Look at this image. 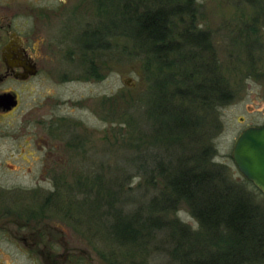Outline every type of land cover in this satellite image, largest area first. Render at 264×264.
I'll return each mask as SVG.
<instances>
[{
	"label": "rangeland",
	"instance_id": "374dc122",
	"mask_svg": "<svg viewBox=\"0 0 264 264\" xmlns=\"http://www.w3.org/2000/svg\"><path fill=\"white\" fill-rule=\"evenodd\" d=\"M194 2V15L186 14L184 20L193 21L200 30L208 32L212 52L207 48L205 56L217 61L230 99L221 104L212 101L203 104L178 94L179 69L161 67L152 56L147 58L132 35L129 22L132 10L125 7V0H75L77 30L94 31L104 27L108 33L102 55L97 50L91 51L90 56L95 58L101 76L89 77L90 81L78 80L77 76H84L83 66L65 65L58 70L55 80L37 79L26 93L29 102H35L36 98L43 101L44 123L62 120L63 131L67 129L76 139L89 142L87 152L69 164H60L59 178H53L54 171H44L43 177L40 176V164L14 160L0 164V185L5 187L4 192L11 190L0 194V209L4 210L7 204L12 209L49 206L46 209L61 211L60 222L66 220L63 211H76L72 212L73 220L85 221L78 225L85 235L91 236V243L86 244L97 247V251L147 249L161 258L166 257L165 252L174 251L176 245L172 237L176 234L174 222L183 221L190 230L189 245L192 243L189 241L202 237L198 241L199 251L202 248L205 252H227L226 237H209L200 227L192 204L185 199L173 203L167 211L155 212L153 219L159 217L167 225L162 223V227L150 228V231L143 226L140 232L144 238L139 241L147 240V248L142 243L138 246V240L130 245L118 243L116 228H113L117 209H123L126 216L139 209L143 217L149 214L151 204L157 206L152 209L159 210L173 166L185 162L196 167L201 160L194 155L207 148V164L201 167L213 171V183L220 187L216 191L225 188L224 184L244 194L243 198L255 209L256 223L264 225V194L243 175L233 156L241 133L249 126L264 124V0ZM148 5H152V0ZM144 6L139 2L137 12ZM84 23L88 24L84 27ZM75 39L79 41L77 35ZM96 40V34L87 35L85 43ZM62 71L72 80L61 82L57 76ZM169 102L191 109L189 131L170 133L167 128L169 134H166L160 130V118L170 120L162 109ZM84 153L86 159L82 162ZM55 185L59 191L53 195L57 192ZM1 213L0 210V224H3L8 217ZM67 225L73 230V225ZM73 235L80 237L76 232ZM255 241L254 251L249 252L248 247L244 252L247 260L240 264H264V238ZM8 248L0 229V264L5 251L14 250Z\"/></svg>",
	"mask_w": 264,
	"mask_h": 264
},
{
	"label": "flooded vegetation",
	"instance_id": "af4514ba",
	"mask_svg": "<svg viewBox=\"0 0 264 264\" xmlns=\"http://www.w3.org/2000/svg\"><path fill=\"white\" fill-rule=\"evenodd\" d=\"M76 10L75 0H0L1 165L8 160L40 164V176L54 171L53 178H59L60 164H69L87 152L89 142L79 137L77 140L76 135L67 129L63 131L60 128L62 120L52 119L44 123L43 101L36 98L35 102H29L26 93L37 79L55 80L58 70L65 65L83 66L84 76H77L78 80L90 81L89 77L99 79L101 76L95 58L90 56L91 51L97 50L102 55L107 33L104 27L94 31L77 30ZM94 34L102 35L101 43L100 40L85 43L87 35ZM57 77L63 83L72 80L66 71ZM85 153L82 162L86 159ZM4 188L0 185L2 195L11 191L4 192ZM54 188L57 192L53 195L59 191L57 185ZM10 206L7 204L4 210L0 209L1 216L8 217L0 224V229L9 248L14 250L5 251L2 264H240L247 260V253L205 252L202 248L199 251L198 241L202 237H198V241H189L192 242L189 245L187 236H190V230L182 224L183 221L174 222L176 234L172 237L176 245L174 251L165 252L166 257L161 258L158 253L147 249L139 252L97 251V247L86 244L91 243V236L85 235L82 226L78 225L85 221L73 220L76 211H63L66 220L60 222L61 211L54 209L52 213L46 209L49 206L17 209ZM149 211L145 217L139 209L129 216L122 213L123 209L115 211L117 220L113 228H116L118 243L130 245L138 240V246L142 243L147 248V240L139 241L144 238L140 232L143 226L150 231V228L162 227L163 223L146 219L155 215L153 210ZM67 224L73 225V230ZM163 224L167 225V221ZM75 232L80 237L73 235Z\"/></svg>",
	"mask_w": 264,
	"mask_h": 264
},
{
	"label": "trees",
	"instance_id": "16d2710c",
	"mask_svg": "<svg viewBox=\"0 0 264 264\" xmlns=\"http://www.w3.org/2000/svg\"><path fill=\"white\" fill-rule=\"evenodd\" d=\"M149 1L125 0V7L132 10L129 17L132 35L147 53V58L152 56L161 67L179 69L181 87L176 89L182 97L199 100L203 104L228 101L230 92L217 61L212 60V56H205L207 48L211 51L208 32L200 30L193 21L186 23L184 20L186 14L194 15V0H152V5H148ZM139 2L145 6L137 12ZM101 37L97 36L100 43ZM171 77L175 79V75ZM162 106H166L162 109L170 117L168 121L164 117L160 118L162 132L169 134L174 130H190L192 116L189 107L182 109L170 102ZM194 156L201 160L196 163V167L185 165V162L173 163L174 168L168 174L162 192L160 201L163 203H159V210H151L154 213L167 211L173 207V203L185 199L192 204L201 228L209 237H226L227 252L222 253L238 255L247 252L248 247L251 248L249 252L254 251L255 239L264 238V225L256 223L258 220L254 207L243 198L244 194L234 191L229 185L222 184L225 188L216 191L220 187L213 183V171L201 167L203 163L207 164V148ZM147 219L160 220L159 217Z\"/></svg>",
	"mask_w": 264,
	"mask_h": 264
},
{
	"label": "water",
	"instance_id": "95a60500",
	"mask_svg": "<svg viewBox=\"0 0 264 264\" xmlns=\"http://www.w3.org/2000/svg\"><path fill=\"white\" fill-rule=\"evenodd\" d=\"M233 156L243 175L264 194V124L241 133Z\"/></svg>",
	"mask_w": 264,
	"mask_h": 264
}]
</instances>
